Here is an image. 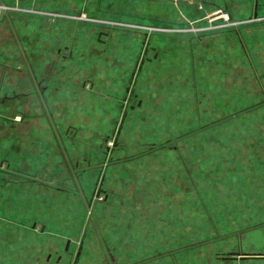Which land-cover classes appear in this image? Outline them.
I'll return each instance as SVG.
<instances>
[{
	"label": "rangeland",
	"instance_id": "374dc122",
	"mask_svg": "<svg viewBox=\"0 0 264 264\" xmlns=\"http://www.w3.org/2000/svg\"><path fill=\"white\" fill-rule=\"evenodd\" d=\"M8 1L91 26L96 62L63 60L69 49L59 56L55 44V86L84 79L101 91L63 95L42 157L34 94L0 104V139L16 141L0 158V225L25 213L31 264H219L240 248L264 252V30L248 31L264 23V0L256 19L255 0Z\"/></svg>",
	"mask_w": 264,
	"mask_h": 264
},
{
	"label": "crops",
	"instance_id": "0c3cea01",
	"mask_svg": "<svg viewBox=\"0 0 264 264\" xmlns=\"http://www.w3.org/2000/svg\"><path fill=\"white\" fill-rule=\"evenodd\" d=\"M257 12H258V8H257ZM42 13H37V12L24 13L19 11L18 13L15 12V15L12 16L13 17L12 23H9L8 21L5 23L0 20V97L1 98L10 97V99L8 100L11 101H9L6 106H10L9 108L11 109L13 108L11 104H13V106H15L16 102L20 104V102L18 101L20 95L30 96L31 94H34V98L37 104L39 105V108L43 112L42 115L45 118L44 122L39 121L40 124L37 125L35 123L33 127L35 128L34 130L39 128L38 129L39 138L35 137L36 140L33 143V146L35 145L37 146V148H39V154H38L39 157H42L44 153V148L42 147V137L44 135L45 137H47V130L49 127V123H50V127L55 132V109L67 108V107L63 108V105H57V104H63V102L65 101V100L63 101L64 98L63 95L70 94L72 96H78V98H80V96H82V98L83 96H85L86 98L84 99L88 98V101H93L95 100L94 94H98V95L101 94V91H97L96 89L97 86L93 80H88L90 83L89 84L90 87L88 88V91H86L84 88L85 87L84 83L86 81L84 79L81 80V86L79 89H76L75 87L76 85H73L71 83H66L67 87H63L60 84L55 86V78L62 77L61 73L60 74L57 73L58 66L57 68L55 67V44L58 46L56 49V53L59 56H60L59 46L62 45L64 46L65 49L66 48L69 49L68 55L61 56L63 60L73 61L74 59H76L77 60V61L75 60L76 62L79 63L87 62L88 67H91L92 62H96L97 59H94L93 54L91 53V45H92L90 42V37L92 34L91 26L86 25V23H70L63 20L60 17H56L57 19L58 18L61 19V22L58 24L57 22L58 20L55 21V16H53V14L51 15L48 13L46 14H42ZM42 17L47 20H45V22L42 21ZM251 23L256 24V22H251ZM250 26H251L250 29H248V31L250 30L249 32H251L254 29H257V31H261V32L264 30V23L262 22H259L256 26L255 25H250ZM13 31L16 34L17 40H15V36H13L12 34ZM99 33L101 32L99 31ZM99 42L103 43L104 41H99ZM86 46H88V49L85 48ZM77 48H79L81 52L79 55L75 51V49ZM17 52L22 53L23 58L25 57L26 61L28 62L29 68L33 72V73L31 72L33 78H35L37 74L40 77V82H39L40 84L38 83L39 86H37L36 81H35V86H33L31 78L28 80L30 92L23 91V89L21 88L19 89L18 82L20 81V78H22L21 73L17 72L16 70H9V69L5 70V68L2 67L3 66L2 63L12 60V58L15 60ZM159 56L160 55L156 53L153 59L154 61L153 60L152 61L155 62V60H157ZM161 57L164 58L163 60H161L163 62L165 60H173L171 58L172 57L171 55L170 56L168 55V58L166 56L163 57V55ZM98 60H99V67L97 69H101L102 65H104L102 64L103 63L102 61L105 59H98ZM153 62L152 64H155ZM76 77L78 78L80 77V75L78 74ZM7 92H12L14 94L11 96L10 95L11 93H7ZM66 99L68 98L66 97ZM141 101L142 100L138 101L140 103L139 105L137 103V106L141 105L142 103ZM30 104L29 106H32V104L31 105ZM49 110H51L50 112L51 119H49ZM27 126L28 124L25 125V127L23 128L24 132L27 130H28L27 132L31 131V128H28ZM12 127L13 129H15L16 125H12ZM42 132L44 135H42ZM53 136L55 138V133L53 134ZM32 141H34V139ZM15 146H16V141L14 137L0 139V158L5 157L4 153L9 152V150L12 151L13 149L16 148ZM8 158H11V156H9ZM4 161H6L7 163L6 167L9 168L11 164L10 160L7 159ZM0 212H5V210H1ZM0 218L4 219V217H2L1 215ZM7 218L8 219L6 220L18 221L19 223H17L15 227L14 226L5 227V225L3 224L0 225V236H2L3 239L5 240V242L3 241L2 242L3 244L0 245V264H31L30 263L31 258L30 256H27V253L30 252L27 248L29 243H28V239L26 238L27 237L26 233L28 231H31L32 229L28 230L26 228V224H24L25 213L15 212L13 215L8 214ZM41 229L42 230L40 231V234L43 235V233H45V225L44 228L42 227ZM262 238H264V236ZM6 243L8 245L5 246ZM228 253L235 254L237 256L216 258V260L220 262L219 264H264V252H253V251L243 250V248H240V250L238 251L235 252L230 251ZM244 254L248 256L245 257L241 256ZM249 260H254L258 262L250 263ZM189 261L194 262V264H197V262L200 261V258H198V256L195 255V257H190ZM185 262H188V259L185 260Z\"/></svg>",
	"mask_w": 264,
	"mask_h": 264
},
{
	"label": "flooded vegetation",
	"instance_id": "af4514ba",
	"mask_svg": "<svg viewBox=\"0 0 264 264\" xmlns=\"http://www.w3.org/2000/svg\"><path fill=\"white\" fill-rule=\"evenodd\" d=\"M23 0H16L15 1V7H18L20 6L21 2ZM15 12H19V10H17V8H14V7H11L10 4H9V1L8 0H0V20L3 21V22H9V23H12L13 22V15H15ZM42 15V14H41ZM45 18L42 17V21L45 22ZM101 33H99V35H103L105 37L108 36V33H106L105 31H100ZM13 36H15V40H17V37H16V34L15 32L13 31L12 32ZM99 41H102L100 39H98ZM20 56H21V59H19L18 61L23 64V67H25V69H22L21 67H13V62H14V59L12 58V60H9V61H6L5 63H2L3 66L5 68V70H16L17 72L21 73V74H24L26 75L29 79L31 78V69L29 68V65H28V62L26 61L25 57L23 58V54L22 53H19ZM31 73V74H30ZM37 86H38V82H37ZM8 99H10V97H0V104H3L5 103ZM25 116V115H23ZM24 118V117H22ZM42 230V229H41ZM73 238V237H72ZM71 239H67L69 240V242H67L66 240V243H65V246L63 247L64 251L65 252H69V249H70V241H74ZM77 238V237H76ZM77 241V239L75 240ZM81 248L82 246L80 245L79 246V255L77 256V253H76V257L74 255V259L75 261L79 258L80 254H81ZM60 257H58L57 261L59 262L60 261Z\"/></svg>",
	"mask_w": 264,
	"mask_h": 264
},
{
	"label": "water",
	"instance_id": "95a60500",
	"mask_svg": "<svg viewBox=\"0 0 264 264\" xmlns=\"http://www.w3.org/2000/svg\"><path fill=\"white\" fill-rule=\"evenodd\" d=\"M256 3H257V2L255 1V8H256ZM256 15H257V14H256V10H254V14H253V18H254V19H256ZM146 35H147V33H145V36H146ZM139 68H140V67H139ZM139 103H140V102H138V105H139ZM76 239H77L76 237H73V238H72V240H74V241H75ZM67 242H69V240H67ZM78 255H79V251H78V253H77V256H78ZM241 256L245 257V256H248V255H245V254H244V255H241Z\"/></svg>",
	"mask_w": 264,
	"mask_h": 264
},
{
	"label": "bare ground",
	"instance_id": "6f19581e",
	"mask_svg": "<svg viewBox=\"0 0 264 264\" xmlns=\"http://www.w3.org/2000/svg\"><path fill=\"white\" fill-rule=\"evenodd\" d=\"M256 7H257V5H256ZM254 10H256L255 6H254ZM253 14H254V12H253ZM256 14H257V12H256ZM256 17H257V15H256Z\"/></svg>",
	"mask_w": 264,
	"mask_h": 264
},
{
	"label": "built area",
	"instance_id": "2783aa9c",
	"mask_svg": "<svg viewBox=\"0 0 264 264\" xmlns=\"http://www.w3.org/2000/svg\"><path fill=\"white\" fill-rule=\"evenodd\" d=\"M227 16H228V15H227ZM227 16H225V18H224L225 20H227V18H228ZM222 20H223V19H222Z\"/></svg>",
	"mask_w": 264,
	"mask_h": 264
}]
</instances>
